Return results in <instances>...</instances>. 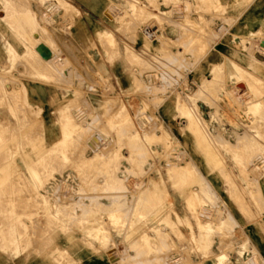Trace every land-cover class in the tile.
Listing matches in <instances>:
<instances>
[{
  "label": "rangeland",
  "instance_id": "rangeland-1",
  "mask_svg": "<svg viewBox=\"0 0 264 264\" xmlns=\"http://www.w3.org/2000/svg\"><path fill=\"white\" fill-rule=\"evenodd\" d=\"M29 2L13 0L6 9L0 0L11 28L16 24L10 19L15 21ZM57 2L63 9V30L72 35L80 11L74 0ZM110 11L113 29L99 31L88 50L97 43L113 63L124 47L133 75L132 88L124 95L130 105L125 108L117 94L113 104L120 101L119 113L108 115L105 106L99 115L77 104L84 93L67 91L60 138L46 135L41 110L28 104L25 89L18 86L28 77L61 81L64 72L56 74L54 66L49 68L55 76L47 71L12 72L17 63L40 67L34 58L39 54L33 48L20 54L8 43L10 60L0 66V264L29 256L35 245H51L59 232L72 239L75 231L83 242L115 247L141 261V252L153 253L151 241L169 237L165 230L172 229L180 241L177 226H187L190 241L208 256L219 233L227 240L233 237L235 221L228 209L234 203L244 211L250 203L263 210L256 180L264 173V0H118ZM33 17L36 20L37 14ZM167 27L179 31L178 40L165 33ZM40 32L39 26L33 29ZM25 41L36 46L40 39ZM220 42L228 45L230 55L191 80L188 69ZM154 48L159 54L151 53ZM69 65L65 58L61 67ZM96 73L106 82L101 79L106 69ZM74 78L86 81L71 68L66 79L72 85ZM201 100L207 111L199 105ZM163 103L164 110L171 111L173 105L187 121L193 133L190 153L156 115ZM228 125L240 131L231 132ZM191 157L222 175L226 202ZM86 192H101L109 200H85ZM171 194L184 195L177 205L188 216H178ZM113 209L116 216H108ZM67 255L59 254L61 259ZM219 262L225 264V259Z\"/></svg>",
  "mask_w": 264,
  "mask_h": 264
},
{
  "label": "crops",
  "instance_id": "crops-1",
  "mask_svg": "<svg viewBox=\"0 0 264 264\" xmlns=\"http://www.w3.org/2000/svg\"><path fill=\"white\" fill-rule=\"evenodd\" d=\"M116 2L118 0H74L75 6L80 11V17L76 19V27L72 35L68 36L62 26L63 9L59 7L57 0H48L44 4L37 0L30 1L28 6L16 15V20H12L11 24L16 23V28H11L10 23L4 21L3 6L0 5V12H2L0 15V66L6 65L10 60L8 43H11L20 54L25 53L28 49H35L39 55H35L34 58L37 65H40L37 68H25L22 63H17L12 72L16 74L25 71L53 73L49 68L50 66L57 68V70L54 69L56 74L64 72L65 78L61 81L28 77L24 78L22 86L21 84L18 86L20 89H25L24 94L28 104L41 110L44 127L48 131L46 135L57 136L58 138L62 136L60 113L63 108L65 111L67 91L79 90L84 93V97H81L77 104L81 105V108L86 109L88 107L99 115L103 114L105 106L108 115L114 116L119 113L120 101L117 100L116 105L113 104L117 94L121 95V101H123L125 108H127L126 104L130 105V97L127 96L125 99L124 95L132 88L133 75L131 74L132 67L125 58L124 47L121 48L119 58L115 59L113 63L106 59V54L100 51L97 43L96 48L88 50V46H91L92 40L96 39L99 31L103 33L105 30L113 29L112 25L115 18L110 9ZM34 13L37 14L36 20L33 17ZM36 26L41 29L40 33H33ZM165 33L173 41L179 39L177 29L167 27ZM31 37L34 40L40 39V42L36 46L30 45L25 39ZM139 41L138 45L142 52L144 38L141 36ZM171 51L174 54V48ZM152 52L156 55L159 54V50L156 48L151 50ZM180 52H183L182 48ZM228 54V45L222 42L218 43L202 56L194 68L188 69V77L194 80L203 74H207L211 66L220 65ZM186 55L189 56V54ZM65 58L70 62L68 69L61 67L64 65ZM71 68L74 70L75 76H84L86 81L81 83L74 78L71 85L66 79ZM97 69H106L107 73H104V78H101L106 82L100 81V76L96 73ZM240 87L245 88L243 84H240ZM139 103L141 102L139 101ZM165 103L157 109L156 115L170 130L174 138L186 146V152L190 153L193 133L188 128L187 121L174 112L172 104L171 111L164 110ZM253 104H260V102ZM199 105L203 110H208L203 100L199 101ZM228 126L227 129L231 132L238 133L240 131L237 127ZM191 158L206 182L213 188H217V195L226 202L222 196L226 192L224 189L226 182L222 175L213 171V166L206 162ZM256 183L258 199L263 210L256 209L253 203H250L249 208L244 211L234 203L233 208L228 209L229 218L235 221V225L231 229L233 237L227 240L225 236L222 237V233H219L209 247L210 254L208 256L199 251V248L190 241L191 230L187 226H177L182 236L180 241L172 229L165 230L169 233V237L165 241H151L149 248L153 250V253L148 255L147 252H141V261H137L134 256L123 255L119 249L114 250L115 247L106 249L98 242H83L81 234L75 231L72 239H67L65 235L59 232L51 245L44 243L39 246L35 245L29 256L12 257L10 264H168L167 259H169V264L182 262L185 264H219L220 258L225 259V264H264L263 172L258 173ZM102 194L101 192H86L84 199L108 201L109 199ZM77 198V194L74 195V199ZM171 200L176 203L175 212L179 217L188 216V211L178 209L180 204L177 205L179 200H185L183 194H171ZM171 215L175 218L174 213ZM116 238L118 244L120 237ZM144 245L145 243L141 242V249ZM158 250L159 252H157ZM61 253L68 255L61 259L59 256Z\"/></svg>",
  "mask_w": 264,
  "mask_h": 264
},
{
  "label": "bare ground",
  "instance_id": "bare-ground-1",
  "mask_svg": "<svg viewBox=\"0 0 264 264\" xmlns=\"http://www.w3.org/2000/svg\"><path fill=\"white\" fill-rule=\"evenodd\" d=\"M1 1H3L4 2V4H5V7H6V9H9L10 7H11V4H12V1L13 0H1ZM22 1H20V3H21ZM26 2V1H25ZM27 2H29L28 0H27ZM26 4V3H25ZM15 5V4H14ZM22 5V4H21ZM20 5V6H21ZM16 6H17V4H16ZM19 6V5H18ZM19 6V7H20ZM13 8V7H12ZM16 8V7H15ZM22 8H26V7H24V5H23V7ZM17 9H18V7H17ZM17 9H16V11H17ZM15 11V10H14ZM21 11H22V9H21ZM4 12V11H3ZM11 12V11H10ZM18 12H20V10L18 11ZM6 13V12H5ZM8 14H10L9 13V11L7 12V14L6 15H8ZM13 15V14H12ZM12 15L10 16V18L12 17ZM14 16V15H13ZM9 17V16H8ZM3 18L5 19V17L3 16ZM9 18V19H10ZM11 21H12V19H10ZM16 20V19H15ZM11 21H9V22H11ZM13 22V21H12ZM16 24V23H15ZM18 29V28H17ZM21 56V55H20ZM6 79V78H5ZM6 81V80H5ZM13 89V88H12ZM0 98H1V96H0ZM1 100V99H0ZM250 105V104H249ZM5 129V128H4ZM3 132V131H2ZM1 134V133H0ZM3 138V137H2ZM1 155H3L2 153H0ZM0 155V156H1ZM3 157V156H2ZM5 157H7V156H5ZM4 158V157H3ZM7 159V158H6ZM2 161V160H1ZM3 163H5V161L3 162ZM1 166V165H0ZM5 172V171H4ZM7 176V175H6ZM7 178H8V176H7ZM8 185V184H7ZM6 185V186H7ZM14 185V184H13ZM4 188V187H3ZM10 188V187H9ZM15 188H17V187H15ZM8 189V188H7ZM5 191V190H4ZM1 195V194H0ZM10 195V194H9ZM19 196V195H18ZM46 197V196H45ZM7 199V198H6ZM42 200V199H41ZM15 202V201H14ZM7 203V202H6ZM40 208V207H39ZM10 209V208H9ZM44 210V209H43ZM117 210L119 211V209L117 208ZM45 212H46V210H45ZM87 212V211H86ZM118 213H120V211L118 212ZM19 214V213H18ZM116 214V210L115 209H113V210H110V212L108 213V216H113V215H115ZM59 216H60V214H59ZM84 216V215H83ZM116 216V215H115ZM87 217V216H86ZM1 219V218H0ZM3 219H4V217H3ZM88 219V218H87ZM66 220H68V219H66ZM2 221V220H1ZM10 222V221H9ZM8 222V223H9ZM36 225V224H35ZM45 225V224H44ZM38 227V226H37ZM1 228V227H0ZM10 228H11V226H10ZM13 229V228H12ZM97 229V228H96ZM99 230H100V228H98ZM9 230H11V229H9ZM18 230V229H17ZM24 230V229H23ZM95 230V229H94ZM99 230L97 231V232H99ZM13 231H15V229L13 230ZM12 230L11 231H9V232H13ZM35 231V230H34ZM26 232V231H25ZM65 232V231H64ZM101 232V231H100ZM103 232V231H102ZM14 233V232H13ZM12 233V234H13ZM1 235H2V232L0 233ZM11 234V235H12ZM24 234V233H23ZM26 235V234H25ZM8 236V235H7ZM10 236V235H9ZM13 236H15L16 237V235H13ZM1 237V236H0ZM11 237V236H10ZM14 237V238H15ZM2 238H3V235H2ZM4 238H5V233H4ZM32 238V237H31ZM6 239V238H5ZM11 239V238H10ZM24 239V238H23ZM4 240V239H3ZM8 240H9V238H8ZM7 239L6 240H4V241H8ZM49 240V239H48ZM13 241H14V239H13ZM32 242V241H31ZM15 246V245H14Z\"/></svg>",
  "mask_w": 264,
  "mask_h": 264
}]
</instances>
